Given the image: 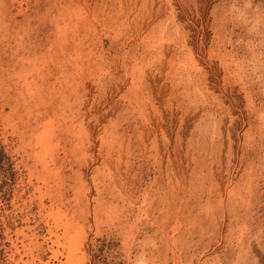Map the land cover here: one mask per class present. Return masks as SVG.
I'll list each match as a JSON object with an SVG mask.
<instances>
[{"label": "rangeland", "instance_id": "obj_1", "mask_svg": "<svg viewBox=\"0 0 264 264\" xmlns=\"http://www.w3.org/2000/svg\"><path fill=\"white\" fill-rule=\"evenodd\" d=\"M64 232L78 264H264V0H0V264Z\"/></svg>", "mask_w": 264, "mask_h": 264}, {"label": "bare ground", "instance_id": "obj_2", "mask_svg": "<svg viewBox=\"0 0 264 264\" xmlns=\"http://www.w3.org/2000/svg\"><path fill=\"white\" fill-rule=\"evenodd\" d=\"M49 147L46 146V148L44 149V153H47ZM60 219H62L60 217ZM60 219H57L56 221V227L57 228H65V223H62V221H60ZM67 229V228H66ZM52 236V235H51ZM57 236V234H56ZM56 240L53 241V245H52V256L50 261L48 262V264H78L79 262V258H76V255L71 256L67 261H63L62 260V256H64V251L61 250V248L63 247V249H66V233L64 232L63 236H57V238H55ZM55 247V248H54ZM81 261V259H80Z\"/></svg>", "mask_w": 264, "mask_h": 264}]
</instances>
